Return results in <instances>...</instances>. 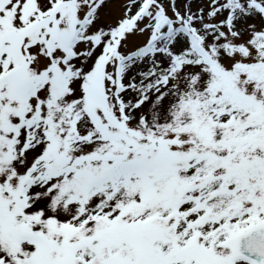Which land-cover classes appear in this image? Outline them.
<instances>
[{"label":"snow or ice","instance_id":"obj_1","mask_svg":"<svg viewBox=\"0 0 264 264\" xmlns=\"http://www.w3.org/2000/svg\"><path fill=\"white\" fill-rule=\"evenodd\" d=\"M0 264H264V0H0Z\"/></svg>","mask_w":264,"mask_h":264}]
</instances>
